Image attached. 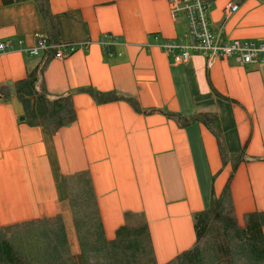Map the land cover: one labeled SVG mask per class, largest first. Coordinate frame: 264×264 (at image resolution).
Masks as SVG:
<instances>
[{"label":"crops","instance_id":"1","mask_svg":"<svg viewBox=\"0 0 264 264\" xmlns=\"http://www.w3.org/2000/svg\"><path fill=\"white\" fill-rule=\"evenodd\" d=\"M47 2L56 41L75 47L46 61L42 81L51 97L70 95L74 120L49 134L19 120L12 94L0 96V226L59 214L76 254L61 175L87 170L106 239L132 212L146 221L156 264L191 247L192 215L220 194L231 165L221 163L204 124L180 126L166 112L216 115L227 156L242 155L228 186L234 216L238 223L247 212L264 217V62L221 59L207 67L194 53L174 62L160 43L182 36L186 20L168 0ZM232 3L237 9L227 12ZM207 26L228 39L264 41V0H213ZM44 35L34 1H0V40L16 41L0 53L1 91L40 63L42 52L23 50ZM85 88L133 97L146 113L122 98L96 103Z\"/></svg>","mask_w":264,"mask_h":264},{"label":"trees","instance_id":"2","mask_svg":"<svg viewBox=\"0 0 264 264\" xmlns=\"http://www.w3.org/2000/svg\"><path fill=\"white\" fill-rule=\"evenodd\" d=\"M0 1L9 4L23 0ZM32 1L46 26L44 38L49 47L42 51L40 63L24 78L14 82L11 90H0V96L12 94L21 106L19 120L29 126H40L52 134L74 120V111L69 94L51 97L45 91L42 71L58 44L56 25L47 0ZM204 1L210 3L213 0ZM83 91L96 103L122 98L134 111L143 112L133 97L92 88ZM166 115L180 126L190 121L204 124L216 139L221 163L230 161L231 172L242 160L241 154L227 156L216 115L202 113L192 118L170 112ZM231 172L220 194L210 196L207 206L193 213L192 246L164 264H264V217L261 212L252 211L242 216L241 223L237 222L228 187ZM61 182L78 252L70 253L62 219L56 214L0 226V264H156L148 227L141 214L125 212L124 221L115 229L114 236L106 239L87 170L61 175Z\"/></svg>","mask_w":264,"mask_h":264},{"label":"built area","instance_id":"3","mask_svg":"<svg viewBox=\"0 0 264 264\" xmlns=\"http://www.w3.org/2000/svg\"><path fill=\"white\" fill-rule=\"evenodd\" d=\"M173 14L180 11L186 20V32L172 40H163L160 48L170 53L174 62L185 61L190 53L200 54L204 57L207 67L221 59H230L235 64L243 65L264 62V41L252 39H228L223 32L211 31L207 26V8L209 3L204 0H168ZM237 9V4H228L227 12ZM116 39L107 38L102 42L114 43ZM15 40H0V53L12 50ZM18 43V42H17ZM101 43V42H100ZM49 46L44 36H37L33 47L23 52L32 56L38 55ZM70 43H60L54 47L52 58H62L74 50Z\"/></svg>","mask_w":264,"mask_h":264},{"label":"water","instance_id":"4","mask_svg":"<svg viewBox=\"0 0 264 264\" xmlns=\"http://www.w3.org/2000/svg\"><path fill=\"white\" fill-rule=\"evenodd\" d=\"M11 103H12V107H13L14 113L17 114V115H20L21 114V106H20V104L16 101L15 98L11 99ZM19 119H21V117H19Z\"/></svg>","mask_w":264,"mask_h":264},{"label":"rangeland","instance_id":"5","mask_svg":"<svg viewBox=\"0 0 264 264\" xmlns=\"http://www.w3.org/2000/svg\"><path fill=\"white\" fill-rule=\"evenodd\" d=\"M185 24V23H184ZM183 29H184V26H183ZM41 54V51H39V53H38V55H40ZM238 155V154H237ZM73 227V226H72ZM75 235V234H74Z\"/></svg>","mask_w":264,"mask_h":264}]
</instances>
